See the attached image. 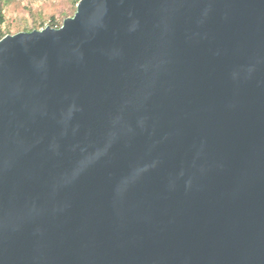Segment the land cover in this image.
<instances>
[{"label":"water","instance_id":"obj_1","mask_svg":"<svg viewBox=\"0 0 264 264\" xmlns=\"http://www.w3.org/2000/svg\"><path fill=\"white\" fill-rule=\"evenodd\" d=\"M0 264H264V0L2 38Z\"/></svg>","mask_w":264,"mask_h":264},{"label":"rangeland","instance_id":"obj_2","mask_svg":"<svg viewBox=\"0 0 264 264\" xmlns=\"http://www.w3.org/2000/svg\"><path fill=\"white\" fill-rule=\"evenodd\" d=\"M78 0H0L5 18L2 31L7 35L41 30L51 24L63 25L74 17Z\"/></svg>","mask_w":264,"mask_h":264},{"label":"trees","instance_id":"obj_3","mask_svg":"<svg viewBox=\"0 0 264 264\" xmlns=\"http://www.w3.org/2000/svg\"><path fill=\"white\" fill-rule=\"evenodd\" d=\"M78 1H80V0H78ZM4 23H5V18H4V15L2 13V10L0 9V40L6 36L4 34V32L2 31V28H1ZM51 27H53V28H60L61 25L52 23L51 24Z\"/></svg>","mask_w":264,"mask_h":264}]
</instances>
